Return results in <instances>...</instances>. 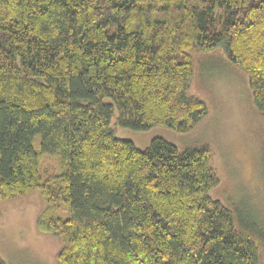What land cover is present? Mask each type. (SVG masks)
<instances>
[{
	"label": "trees",
	"instance_id": "1",
	"mask_svg": "<svg viewBox=\"0 0 264 264\" xmlns=\"http://www.w3.org/2000/svg\"><path fill=\"white\" fill-rule=\"evenodd\" d=\"M216 49L264 115V0H0V204L40 191L56 264H264V230L209 195L208 146L141 150L109 126L194 129V54Z\"/></svg>",
	"mask_w": 264,
	"mask_h": 264
},
{
	"label": "rangeland",
	"instance_id": "2",
	"mask_svg": "<svg viewBox=\"0 0 264 264\" xmlns=\"http://www.w3.org/2000/svg\"><path fill=\"white\" fill-rule=\"evenodd\" d=\"M222 11L220 7L214 9L216 15ZM190 92L206 103L208 114L187 133L164 127L144 131L125 128L118 124L117 110L110 130L118 138L131 140L141 150L153 138H162L179 151L208 146L219 178V185L211 189L210 197L223 204L229 199L264 230V115L254 105L247 75L227 61L222 49L198 52L194 54ZM33 146L39 148L38 137ZM56 172L57 159L45 156L40 168L43 179ZM42 207L38 189L1 202L0 258L5 264H56L59 242L35 228Z\"/></svg>",
	"mask_w": 264,
	"mask_h": 264
}]
</instances>
